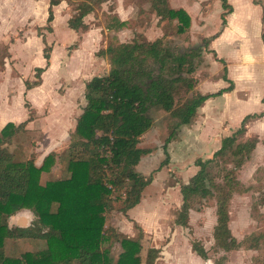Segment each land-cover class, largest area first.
<instances>
[{
	"label": "trees",
	"instance_id": "obj_1",
	"mask_svg": "<svg viewBox=\"0 0 264 264\" xmlns=\"http://www.w3.org/2000/svg\"><path fill=\"white\" fill-rule=\"evenodd\" d=\"M59 1L48 2L43 28L47 32L52 31V6ZM106 1L68 0L74 11L67 20L68 27L77 32L86 30L84 17L101 9ZM128 3L136 5L138 13L148 4L158 21L165 22L166 27L178 35L190 30L188 13L182 8L170 7L167 0H129ZM220 5L221 26L224 27L232 7L227 0H220ZM124 25L125 22L112 16L106 28L117 30ZM41 30L37 33L46 43ZM167 37L163 33L152 40L142 35H134L124 42L110 40L105 48L96 52L97 56L107 58L110 68L106 74L92 76L85 82V103L62 154L52 150L39 164L33 155L23 159L14 155L10 145L34 118V111L27 102L25 120L8 121L0 128V264H111L110 247L104 245L107 242L117 243L120 248L114 264H155L160 249L148 246L144 250V233L138 224L135 223L137 235L126 236L108 223L107 217L114 209L127 215L128 210L139 203L144 188L151 181V177L145 178L136 171L141 157L150 152L138 145L152 124L149 110L153 107L164 110L174 121L162 146L166 155L162 164H166L167 145L176 136V130L192 124L198 108L207 99L232 89V81L223 69L222 79L227 86L209 93L196 90L192 74L202 47L175 49L166 45L170 42ZM261 38L264 44V10ZM209 40L205 38L202 45L207 46ZM44 46L46 65L35 67V76L49 65L51 47ZM40 83V80H26L25 90ZM263 114L246 115L238 128L221 138L220 146L211 157L195 160L197 172L179 190L181 204L174 223L181 227H187L193 204L198 200L215 199L213 238L215 245L224 251L239 246L228 225V206L231 196L241 191L236 170L257 142L255 137L245 140L242 137L247 121ZM57 162L62 164L66 174L42 181ZM21 210L32 213L30 224L9 225L8 219ZM20 238H36L42 240L44 246L34 252L9 254L6 241ZM190 244L194 253L207 258L200 242ZM256 263L264 264V256Z\"/></svg>",
	"mask_w": 264,
	"mask_h": 264
},
{
	"label": "rangeland",
	"instance_id": "obj_2",
	"mask_svg": "<svg viewBox=\"0 0 264 264\" xmlns=\"http://www.w3.org/2000/svg\"><path fill=\"white\" fill-rule=\"evenodd\" d=\"M128 1L125 0L126 3ZM105 4L106 9L112 11L115 3L114 0H108ZM209 6L213 8V0H209ZM71 8H73L72 4ZM45 10L43 2H39L36 14H33L32 18L34 24L40 25L35 31L31 25L30 28L22 25L16 32L9 34L5 41H0V112L10 114L14 119L13 122L19 123L28 116L26 102L34 111L33 120L26 124V130L17 134L10 149L17 159L33 155L37 162L49 151L54 150L60 154L65 151L69 132L85 103L83 92L80 90L82 82L91 76L106 74L110 68L107 58L104 57L108 67L104 63L89 64L90 71L77 74V65L65 63V56H68L76 45L71 43L65 48L57 46L51 67H46L39 76H35V67L46 65L43 49L45 44L49 45V42L48 40H45L46 43L42 42L41 36L37 33L38 29H42L40 32L47 35V31L43 29L46 25V17L43 15ZM97 10L95 16L99 14L100 17L97 24L103 26L101 45L106 46L110 40L118 41L117 36L105 28L110 24L111 17L115 15L105 10ZM102 12L106 13L102 14ZM145 17L148 19V16ZM11 19L12 32L18 25L19 18L15 15ZM199 20L200 17H197V21ZM59 21L57 27H61L58 26L61 24ZM205 21L209 29L202 32L197 29L193 34L189 30L188 33L178 35L167 27L163 31L170 41L166 45L175 49L202 47L200 58L196 60V69L192 74L196 79L195 88L201 93L214 92L224 86L222 79L224 44L217 46L218 53L210 51L212 46L210 40L207 46L202 45L205 37L210 36L215 19L209 17ZM2 31L3 27L0 28V35ZM132 34L142 35L138 31H133ZM59 37H62L61 34ZM120 39L129 40L128 33L120 34ZM51 51L52 48L49 56ZM26 80L31 82L40 80L43 86L34 87L25 94ZM243 109L242 104L228 101L224 103V95L210 98L205 103V107L198 108L196 119L191 125L196 137L187 133L185 125L176 130V136L167 145L166 164H162L166 158L162 146L173 128L174 121L164 110L154 107L149 110L152 124L141 136L138 145L149 149L150 152L141 157L136 171L145 178L151 177V181L144 188L139 203L128 210L127 215L114 209L107 217L108 223L126 236H136L138 228L135 227V223L138 224L144 233V250L148 246L160 249L155 264H257V260L264 256V136L259 145H257L259 139L255 136L244 134L242 137V140L255 137L257 142L253 151L242 159L241 166L236 170L241 191L231 196L228 206V225L232 235L239 242L236 249L224 251L215 245L213 227L216 223V201L214 198L198 200L193 204L188 213L187 227L174 223L181 204L180 187L198 170L195 160L212 156L220 146L224 132L230 127L237 126V123H231V118L236 117ZM224 112L229 115H224ZM201 128L205 133L204 136L210 135V139L197 138ZM62 169V164L57 162L42 181L65 175ZM32 218L33 215L29 210H21L12 215L8 223L11 226L25 227L30 224ZM192 241L200 242L207 252L206 259L192 251L190 244ZM104 245L110 247L111 264H114L120 251L118 244L107 242ZM43 246L44 242L36 238L6 241V251L11 255H18L26 250L34 252Z\"/></svg>",
	"mask_w": 264,
	"mask_h": 264
},
{
	"label": "crops",
	"instance_id": "obj_3",
	"mask_svg": "<svg viewBox=\"0 0 264 264\" xmlns=\"http://www.w3.org/2000/svg\"><path fill=\"white\" fill-rule=\"evenodd\" d=\"M167 1L170 7L175 9L182 8L188 13L190 16L189 29L192 34L197 29L200 32L209 29L205 21L207 18L211 17L215 19L213 22L215 29L212 26L213 30L210 36H206L205 38H210L212 45L210 49L215 53H218L217 46L224 44V69L226 70L227 78L232 81V89L224 92L220 96L224 95V103L228 101L235 104L237 103L238 105L242 104L244 108L236 117H233L234 119L231 118V123H237V126L228 128V131L224 132V136L228 135L231 130L239 127L242 119L246 115L264 112V102H262V98L264 97V44L261 38L264 0H257V2L253 0H227L232 7V11L226 16L224 27L221 26L219 17L222 11L220 0H213V8L209 6V0ZM39 2H43V6L46 8L45 12H42L46 17L49 0H0V28L2 29L3 27V31L0 35L1 42L5 41L9 34H13L18 28L20 29L22 25L26 27L31 25L32 27H30L32 29L34 28V31L37 26H40L32 22L33 14H36ZM114 3L112 11L106 9L107 5L105 3L102 4L100 10L113 13L120 22H125V25L121 28L110 30L117 36L116 38L120 42L128 41L126 39H120V34L122 33H128V38L130 40L131 37L134 36L133 34L131 35V33H133V31H138L142 33L147 40H152L161 36L166 29V23L158 21L159 18L156 17L155 13L149 11L148 4L143 5V11L138 13V8L133 3L126 4L124 0H114ZM52 11V31L47 32L45 36V40H48L52 48L48 67H51L53 64L57 46L65 48L67 45L70 46L71 43H75L76 45L72 48L68 56H65V63L77 65V74L81 75L90 71L89 64L95 65L104 63V65L108 67L106 58L96 55L98 49L105 48V44L101 45V30L103 26L97 24L98 19H100L99 14H97L98 17L95 16L98 10L96 9L94 12L84 17V21L88 25V28L82 32H77L67 25L68 18L74 12L68 4V0H60L58 4L52 6ZM15 15L19 18V20H17L18 25L15 27V30L11 32V17ZM145 16H148V19ZM197 17H200L199 21H197ZM59 20L61 24L58 26L61 27H57V22ZM106 30L108 29L106 28ZM216 33L217 35L212 37ZM59 34H61L62 37H59ZM90 78L82 82L80 86L81 92L84 93L85 82ZM223 81L224 86L221 87L227 86L228 83L225 80ZM41 86H43V84L40 83L35 87ZM33 88L28 90L24 88L25 94H28ZM209 99H207L201 107H205V103H207ZM68 102L72 103L70 100H68ZM80 112L81 110L79 113ZM225 114L228 113L224 112V115ZM13 120L10 114H6V112L5 114H1L0 112V128L6 122H13ZM192 124L185 125L186 130L190 136L193 135L196 137L195 131L191 128ZM74 125L75 122L72 129ZM194 129H196V127ZM204 134L201 128L197 138L206 137V139H210V135L204 136ZM245 134L257 137L259 139L257 145H259L262 136H264V114L247 121ZM46 154L40 158L39 162L36 161V163L39 164Z\"/></svg>",
	"mask_w": 264,
	"mask_h": 264
}]
</instances>
